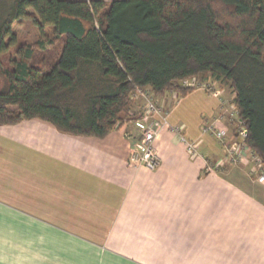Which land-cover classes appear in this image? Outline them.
<instances>
[{
    "label": "crops",
    "instance_id": "crops-1",
    "mask_svg": "<svg viewBox=\"0 0 264 264\" xmlns=\"http://www.w3.org/2000/svg\"><path fill=\"white\" fill-rule=\"evenodd\" d=\"M197 92L154 94L198 151L163 128L154 170L129 161L133 124L102 137L0 125V264H264V181L215 168L227 157L201 127L220 102Z\"/></svg>",
    "mask_w": 264,
    "mask_h": 264
},
{
    "label": "trees",
    "instance_id": "trees-1",
    "mask_svg": "<svg viewBox=\"0 0 264 264\" xmlns=\"http://www.w3.org/2000/svg\"><path fill=\"white\" fill-rule=\"evenodd\" d=\"M2 13L0 125L102 137L133 111L134 85L185 95L177 82L214 77L264 166V0H9ZM24 18L38 40L18 42Z\"/></svg>",
    "mask_w": 264,
    "mask_h": 264
},
{
    "label": "built area",
    "instance_id": "built-area-1",
    "mask_svg": "<svg viewBox=\"0 0 264 264\" xmlns=\"http://www.w3.org/2000/svg\"><path fill=\"white\" fill-rule=\"evenodd\" d=\"M184 84H181L183 87L187 86L188 80L181 81ZM186 85V86H185ZM131 100L136 101L138 99L142 100L141 110L138 116V119H135L138 124V139L132 144L130 153H129V161L135 165L144 166L149 170H154L159 165V157L155 151V140L159 136L161 129L166 128L173 134L175 133L181 141H183L187 149L190 151L192 155H198L197 145L194 141H189L184 132L183 127L179 124H172L168 120L167 112L164 108L156 102L153 95L145 88L134 85ZM234 119H236L239 123L242 121L237 115V110L232 112ZM220 118H215L210 123L202 125L201 134L210 133L215 138L219 140L220 145L224 150L232 151L234 154H230L231 161H243L245 162L244 155H246V163L251 161L254 164L251 165V173L256 174L258 181H264V166L261 162L259 156H257L248 146L245 144V137L247 136V130L242 125L239 132V137H241V143H238L234 138H230L227 135L225 128L219 125ZM118 126V124H116ZM125 135L129 137L130 132H125ZM245 150V151H244ZM250 156V159L247 157ZM227 157V156H226ZM207 169H214L213 166L207 160ZM216 164H220L217 162ZM217 165V166H218ZM256 167H261L262 169H258ZM258 169V170H257Z\"/></svg>",
    "mask_w": 264,
    "mask_h": 264
},
{
    "label": "rangeland",
    "instance_id": "rangeland-1",
    "mask_svg": "<svg viewBox=\"0 0 264 264\" xmlns=\"http://www.w3.org/2000/svg\"><path fill=\"white\" fill-rule=\"evenodd\" d=\"M8 4H9V0H0V8L1 7L3 8L0 10V17H3L2 12L6 10V7ZM12 28H13V31L17 35L18 42H23V41L24 42H34V41L38 40V38H40L38 29L33 24L31 19L24 18V19H21L19 21H16L13 23ZM48 33H49V31H48ZM13 49H15V48L12 47L11 50H13ZM50 49L48 48V50H50ZM4 58H6V57H4ZM187 80L189 81V82H187V86L189 85L191 88H193V90L198 91L197 94H199V96L201 98H204L206 100H213V97H214V98H217V100L220 102V108L217 111V113L214 115L215 117L211 118V120H207L208 119L207 118L205 124L210 123L215 118H220V121L218 123L221 127L225 128L227 135L229 132V134L231 136L234 135L233 136L234 140H236L238 143H241V137H239L238 131L242 128L241 126L243 125V122L239 123L236 119H234V117L232 115V112L235 111V106L233 103L234 93H233L230 85L227 82L215 79L214 77L201 78L200 76H195V77H191ZM181 84H184V83L181 81L177 82V85L180 87H181ZM147 90L149 91L148 88H147ZM171 90H172V92H170ZM164 92H166V94L173 93V95L176 96L175 100L179 99L181 96V93H179V91H177V89L175 87H173L171 89H167ZM152 95L157 102L156 96L154 94H152ZM141 104H142L141 99L136 100L134 105H133V111L128 116L129 118L125 117V119L122 123L133 124L136 127V129L138 130V124L134 120L138 119V116H139V113L141 110ZM160 105L162 106V104H160ZM207 115L208 114H205V116H207ZM206 135L209 136V137H207V138H209L208 140L211 141L212 144L218 150L221 149L222 154H225L227 156V158L224 159V161L222 163H220L218 166H216L215 168L222 170L223 168L224 169L232 168L233 165H236L239 167V168L236 167L237 170H239V169L243 170L244 169V171H247V170L251 169V165L254 164V162L249 161L246 163V155H244L245 162L232 160L233 165L231 163H227V162L231 161L230 154H234L233 150L232 151L224 150L222 148V146L220 145L219 140L217 138H215L210 133H206ZM247 157H248V154H247ZM248 158L250 159V156ZM256 168L262 169L261 167H256Z\"/></svg>",
    "mask_w": 264,
    "mask_h": 264
}]
</instances>
